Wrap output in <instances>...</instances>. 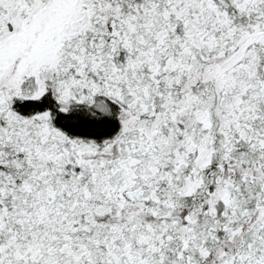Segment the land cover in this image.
<instances>
[{
  "label": "snow or ice",
  "instance_id": "obj_1",
  "mask_svg": "<svg viewBox=\"0 0 264 264\" xmlns=\"http://www.w3.org/2000/svg\"><path fill=\"white\" fill-rule=\"evenodd\" d=\"M0 264H264V0H0Z\"/></svg>",
  "mask_w": 264,
  "mask_h": 264
}]
</instances>
